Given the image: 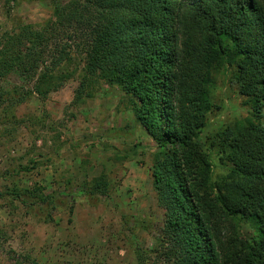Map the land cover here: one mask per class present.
Here are the masks:
<instances>
[{"label":"trees","instance_id":"trees-1","mask_svg":"<svg viewBox=\"0 0 264 264\" xmlns=\"http://www.w3.org/2000/svg\"><path fill=\"white\" fill-rule=\"evenodd\" d=\"M51 7L47 20L0 34V135L19 121L16 107L61 88L83 55L74 102L93 98V84L116 86L157 143L151 169L164 224L153 247H136L138 264H264V0H51ZM229 66L249 114L204 140L218 107L216 73ZM14 70L37 76L34 87H5ZM109 148L119 159L148 146ZM84 186L110 191L106 174ZM41 189L38 202L52 203ZM8 194L23 197L17 188ZM243 222L256 235L244 233Z\"/></svg>","mask_w":264,"mask_h":264},{"label":"rangeland","instance_id":"rangeland-1","mask_svg":"<svg viewBox=\"0 0 264 264\" xmlns=\"http://www.w3.org/2000/svg\"><path fill=\"white\" fill-rule=\"evenodd\" d=\"M52 13L51 0H0V34L21 22H43ZM77 57L76 68L67 67V73L76 70L74 76L57 91L45 97L35 93L16 107L19 121L8 122L0 135V264H32L34 259L41 264H138L136 247H153L164 224L151 169L156 141L116 86L93 84V98L74 102L84 67L83 55ZM231 71L229 66L216 73L218 107L209 114L204 140L249 114ZM35 79L14 70L2 84L26 90ZM137 144L148 148L128 158L118 159L109 148L128 151ZM101 174L110 181V191L91 194L84 182ZM39 187L53 196L52 203L38 202ZM12 188L23 193L22 199L8 194ZM242 230L256 235L248 222Z\"/></svg>","mask_w":264,"mask_h":264}]
</instances>
